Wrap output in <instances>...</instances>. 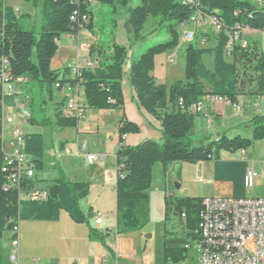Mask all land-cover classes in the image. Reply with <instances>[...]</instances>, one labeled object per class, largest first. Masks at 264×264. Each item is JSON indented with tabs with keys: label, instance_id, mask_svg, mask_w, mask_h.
Here are the masks:
<instances>
[{
	"label": "trees",
	"instance_id": "obj_1",
	"mask_svg": "<svg viewBox=\"0 0 264 264\" xmlns=\"http://www.w3.org/2000/svg\"><path fill=\"white\" fill-rule=\"evenodd\" d=\"M131 0H35L42 7L43 23L37 36L27 31L21 21L23 14L0 0V74L6 70L12 79L29 78L39 85V90L54 99L55 86L65 83L70 75L69 68L52 70L51 63L58 51V41L63 35L77 37L79 32L71 22L75 12L85 14L90 22L85 30L93 32L94 14L92 3L106 5L116 12L118 7H126ZM205 17H214L223 26L220 34H213L205 42H213L212 48H197L191 44L186 49L185 77L187 84L177 83L170 90L157 84L152 73L155 58L176 50L179 45L177 28L190 22L196 6L186 0H141V5L128 9L127 23L135 42L143 40L142 31L147 20L153 17L170 34V39L157 43L142 51L132 59L129 82L136 93L139 107L161 122V143L143 141L136 147L121 146L117 152L118 180L116 185L117 234H129L143 229L150 218L148 194L152 183L153 168L156 164L166 166L171 162L189 164L209 163L220 160V154H235L246 151L256 142L264 141V116H257L248 123L253 129L251 140L240 136L229 137L226 133L216 139L200 140L195 143L196 116L187 112L190 106L198 104L204 97H220L231 106H237L241 97H264V51L260 45L253 48L234 46L229 52V42L233 34L241 29L264 32V6H256L251 0H197ZM28 17V16H26ZM237 27L239 29H237ZM230 54L232 62L227 61ZM125 47L114 45L109 63L99 64L92 71H83L77 81L82 83L88 110H123L124 96L122 79L128 56ZM213 58V69L203 63V57ZM7 60L3 66L2 60ZM243 73L251 76L249 84L242 79ZM110 100V102H109ZM183 101V106L179 101ZM3 90L0 84V121L3 117ZM64 106V103H63ZM170 106V109H169ZM80 120L64 118L61 111L57 123L48 119L44 102L33 111L30 124L61 129L78 128ZM137 124L123 120L118 134L122 142L124 136L138 134ZM194 132V135L191 134ZM23 152L31 158L35 170H43L45 153L44 137L41 134H24ZM5 154L3 152L2 130L0 128V236L21 222H57L61 212H66L79 225H89L92 210L85 214L80 203L87 199L90 185L87 182H71L64 176L52 181L48 201L20 200L16 189L4 190L6 178L3 174ZM28 189L36 183L24 181ZM200 200L184 198L179 200L177 209L186 216L185 238L165 232V253L172 264H179L186 258L183 248L188 241L196 238ZM90 227V225H89ZM106 234L90 227V239L105 245ZM170 264V263H168Z\"/></svg>",
	"mask_w": 264,
	"mask_h": 264
},
{
	"label": "crops",
	"instance_id": "obj_2",
	"mask_svg": "<svg viewBox=\"0 0 264 264\" xmlns=\"http://www.w3.org/2000/svg\"><path fill=\"white\" fill-rule=\"evenodd\" d=\"M6 4L13 7L7 3V0ZM16 12L18 11L16 10ZM127 19L128 12L120 17L119 24H116V29L118 30V27L126 29L124 27ZM254 32L257 31H245V33L251 34ZM64 37L71 44L75 43L71 39H77V61L79 57H84L87 54L86 52H79L80 46L91 48L90 57L93 61L98 62L97 67L99 64H106L111 61L112 47L114 45L109 50H104L100 46L101 39L91 32L84 30L75 38L71 34H67ZM175 59L176 54H172V52H166L155 58L152 77L157 84L165 85L167 89L175 84L170 81L171 67ZM131 61L132 58L130 60L127 59L123 70L124 109L88 110L86 118L80 120L78 128H73V132H71V138L76 139L77 146V155L74 156H77V160H81V165L79 166L76 158L72 155L73 144L69 141L70 137L60 138L58 145L52 141L49 152V167L57 170L52 175L51 185L52 181L58 179L61 175L71 182H88L90 184L89 196L80 203V207L85 214L84 205L90 208L89 211L92 210L93 218L90 220V227L103 235L109 231L105 245L90 239L89 225L76 224L66 212H61L60 219L57 222L27 221L19 224L18 264H34L38 261V264H101L107 255V248L111 249L112 245L108 241L114 231L117 234V220L115 228L112 226L106 227L104 220L101 225L96 223L97 215L95 214H101L99 213L101 209L96 204V198H92V193L97 189L99 200L107 195L116 197L119 170L117 152L121 146L136 147L146 140H152L157 143L162 141L161 122L139 107L136 93L130 85ZM23 80L28 84L31 79L23 78L19 81ZM182 83L187 84V81ZM59 93L64 94L61 91ZM245 98L241 97L239 99L238 106L240 111L238 112H235L230 104H218L220 102L216 101L207 102L204 112L196 116L195 135L198 136L199 140L216 139L222 134H227V131H224V127L228 121L233 120L234 124L240 128L249 123L254 117H257L259 113L253 112L255 107L252 106V103L247 105L244 101ZM249 101L252 102L253 99ZM248 109L250 110L249 113ZM260 115H264V111H261ZM123 120L137 124L140 127V132L124 136L121 142L118 130ZM244 152L245 155L242 154V151L235 154L222 152L220 160L199 163L193 168L179 164H171V166H177L183 171L181 179H179L181 185L184 183V176L188 179L204 176L214 188L213 192L202 195L207 196L205 198H247L246 192L248 190L245 188L246 171L248 168H252L260 175L258 180L264 178L262 176L264 161L261 160L260 162L253 158L250 159L248 156L250 153L253 154L251 149ZM86 154L95 155L97 160L93 164H87ZM71 162L74 164L71 165ZM56 163L58 164V169H55ZM168 167L166 165L164 170L167 171ZM199 180L197 179L195 182H199ZM224 186L230 188V192L222 193L217 190L219 187ZM45 190V187H42V185L38 186L35 183L34 192ZM11 237L13 239V233ZM6 251L9 253V263L4 259ZM13 252L12 241L10 244H0V264H15L10 261ZM36 259L38 261H35Z\"/></svg>",
	"mask_w": 264,
	"mask_h": 264
},
{
	"label": "rangeland",
	"instance_id": "obj_3",
	"mask_svg": "<svg viewBox=\"0 0 264 264\" xmlns=\"http://www.w3.org/2000/svg\"><path fill=\"white\" fill-rule=\"evenodd\" d=\"M251 1L256 6H262L264 4V0H262V3L257 2V0ZM7 3L12 5L19 13L23 14L24 17H22L21 21L24 28L27 31H33L38 36L41 32L43 23L42 7L38 3H35V0H7ZM140 5L141 0H131L126 7H118L116 12L113 8L96 2L91 5V10L94 14V29L91 33L101 39L100 46H102L104 50H109L113 45L125 47L128 50V59L130 60L132 58L134 60L138 58L140 53L146 48L170 39V34L163 26H160L159 21L153 17L147 20L142 31L144 39L140 42H135L133 35H129L126 29H120V27H118V30L116 29V24H119L120 17L127 14L130 7H137ZM186 32H193L195 34V40L192 43L185 41L184 34ZM177 33L180 45L176 50L170 51L172 54H176V59L171 67L170 79V81H173L175 84L186 82L185 59L186 49L189 45L193 44L197 48L213 47V42H205L210 35H213L211 34L212 27L209 23L196 26L191 23L183 24L177 28ZM64 36L65 35L58 41V51L51 63V69L53 70H63L77 62V39H71L75 42L71 44L66 41L67 39ZM244 37L247 42V47L253 48L254 46L260 45V48L264 51V32H254L252 34L245 33ZM233 48L234 46L230 47L228 49L229 52H232ZM227 61L232 62L230 54H227ZM203 63L209 70L213 69L212 56H204ZM243 72L244 71L241 69V75L244 74L242 79H245L246 83L249 84L251 76ZM24 83L23 81L14 80L12 82L14 95L12 97H7L3 103V114L5 116H11L14 121L12 124H6L4 126V149L6 153H10V144L13 141L12 131L15 128H18L22 135H43L45 142V153L42 161L44 169L35 170V181L38 186L42 185V187H45L46 191L49 192L52 175L57 172V170L49 167V152L51 150V145L53 142L58 145L62 137H70L69 141L73 144L72 155L76 158L77 156H74L77 155L76 139L71 138L73 128L61 129L55 126H37L30 124L29 120L33 115V111L41 102H44V109L46 110L48 119L56 124L58 112L63 109L62 107L63 103H65L66 95H62L56 90L54 99L50 100L46 93L39 90V85L37 83L32 80H30L28 84ZM170 88H168V90H170ZM16 98L19 100V104H25L24 109L19 108ZM252 99V102L249 101ZM244 101L247 105L253 104L252 106L255 107L253 110L254 113H259L258 116H264L260 115V112L264 111V97L246 96ZM249 112L250 110L248 109V113ZM224 128V131H227L229 137L240 136L246 140H251L253 137V129L249 128L248 123L239 128L234 124L233 120H231L226 122ZM194 141L196 144L200 141L197 135ZM249 149L253 152V154L250 153L248 156L250 159L253 158L260 162L261 160L264 161V141L254 143ZM76 162L79 163V166L81 165L80 159L77 160L76 158ZM73 164L74 163L71 162V165ZM171 164L187 165L192 168L199 165V163L194 165L182 162H171L167 164L169 166L167 171L164 170L165 166L162 164L155 165L152 173L151 187L148 192L150 196L149 221L143 229L138 232L119 235L114 231L108 241L112 247L111 249L107 248V255L105 257L107 264H172V261L166 257L165 253V232L169 231L173 236H178L182 239L185 238V229L181 221V215L177 209L179 200L187 197L201 200L207 197L202 195L213 192L214 188L204 176H197V178L190 179L184 176V183L182 186L179 179H181L183 171L177 166H171ZM55 169H58L57 163ZM197 179H200L199 182H195ZM217 190L223 193L230 192L231 189L224 186L219 187ZM168 195L169 197H167ZM246 196L251 199H264V178L258 180L255 187L246 192ZM92 198H96V204L101 209L99 213L103 215L106 227L112 226L115 228L117 220L116 197L114 198L113 196L107 195L105 198L99 200L97 189H95L92 193ZM83 209L87 214L90 208L84 205ZM95 215H97V213ZM11 236L12 232H4L0 236V244H10L12 241ZM8 254V251H6L4 256L7 263H9ZM35 261L38 260L36 259ZM184 261L185 262L182 261L179 264H197L195 250H189ZM38 262L34 264H38Z\"/></svg>",
	"mask_w": 264,
	"mask_h": 264
},
{
	"label": "built area",
	"instance_id": "obj_4",
	"mask_svg": "<svg viewBox=\"0 0 264 264\" xmlns=\"http://www.w3.org/2000/svg\"><path fill=\"white\" fill-rule=\"evenodd\" d=\"M262 3V0H257ZM186 3L191 6H196V12L191 17L189 23L203 25L209 23L212 27V32L220 34L223 26L214 17H205L201 12V6L197 0H186ZM71 22L75 25L78 32L85 30L90 19L85 14L75 12L71 17ZM237 29H239L237 27ZM245 31L241 29L236 32L230 39L229 47L240 46L247 47V42L244 37ZM73 36V35H71ZM185 41L192 43L195 40L193 32L184 34ZM79 52H86V56L79 57L76 64L70 65V75L65 78V83H58L55 86L57 91H61L66 95L61 113L64 118L85 119L88 112V105L85 97V90L77 78L80 77L83 71H92L97 67L98 62L91 59V48L79 47ZM3 66H7V60H2ZM10 74L4 70L0 74V84L3 90V99L14 95ZM23 82H25L23 80ZM209 101L229 104L225 99L220 97H204L198 104L190 106L187 112L194 114H202L205 109V104ZM16 102L19 100L16 98ZM110 102V100H109ZM19 108L24 109L25 104H19ZM179 105L183 106V101H179ZM234 111H240V107L233 106ZM13 118L5 116L0 121L2 130L3 152L5 154V163L3 166V174L6 178L4 190L16 189L20 200H33L37 202L48 201L50 198L49 192L39 191L34 192L33 189H28V184L24 181L35 180L36 171L32 164L31 158L24 154L23 135L18 128L12 131L13 141L10 144L11 151L6 153L4 149V126L12 124ZM86 150V148H84ZM245 155V152L242 151ZM87 164H93L97 157L95 155L86 154ZM259 174L252 168H248L245 174V188L252 190ZM264 177V168L262 170ZM169 197V195L167 196ZM181 221L185 225L186 216L181 214ZM103 216L97 214L96 223L101 225ZM196 238L188 241L183 248L188 252L193 249L196 252L197 264H264V199L251 198H223L211 197L203 198L199 202L198 227L195 231ZM12 246L14 249L10 257L12 263H19V225L13 231ZM185 262V261H183ZM101 264H107L104 258ZM185 264V263H184Z\"/></svg>",
	"mask_w": 264,
	"mask_h": 264
},
{
	"label": "water",
	"instance_id": "obj_5",
	"mask_svg": "<svg viewBox=\"0 0 264 264\" xmlns=\"http://www.w3.org/2000/svg\"><path fill=\"white\" fill-rule=\"evenodd\" d=\"M125 28H126V30H127V33L129 34V35H131L132 34V31H131V29H130V27H129V24L128 23H126V26H125ZM192 136L194 135V132L191 134Z\"/></svg>",
	"mask_w": 264,
	"mask_h": 264
},
{
	"label": "bare ground",
	"instance_id": "obj_6",
	"mask_svg": "<svg viewBox=\"0 0 264 264\" xmlns=\"http://www.w3.org/2000/svg\"><path fill=\"white\" fill-rule=\"evenodd\" d=\"M262 6H264V4L262 5ZM19 13V12H18ZM91 52H92V50H91ZM25 84V83H24ZM4 112V111H3ZM196 115H200V114H194V116H196ZM16 264V263H15Z\"/></svg>",
	"mask_w": 264,
	"mask_h": 264
}]
</instances>
